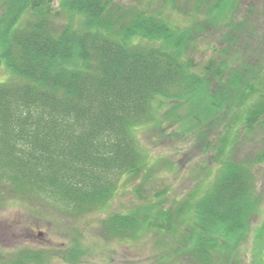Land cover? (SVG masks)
Masks as SVG:
<instances>
[{"label":"trees","instance_id":"1","mask_svg":"<svg viewBox=\"0 0 264 264\" xmlns=\"http://www.w3.org/2000/svg\"><path fill=\"white\" fill-rule=\"evenodd\" d=\"M0 3V65L11 76L0 83V182L43 195L69 215L100 211L115 185L146 166L138 129L156 121L168 101L175 107L167 118L185 106L187 129L223 133L216 180L189 213L196 230L188 254L202 264L214 257L230 263L258 207L253 162L229 151L231 135L251 131L264 115V97L249 102L261 78L252 59L228 62L243 37H252L223 35L198 67L201 33L115 0H60L55 12L52 0ZM64 14L67 23H57ZM168 215L138 210L111 217L107 229L134 240L162 221L172 224ZM42 254L23 250L0 264H42L52 256Z\"/></svg>","mask_w":264,"mask_h":264},{"label":"rangeland","instance_id":"2","mask_svg":"<svg viewBox=\"0 0 264 264\" xmlns=\"http://www.w3.org/2000/svg\"><path fill=\"white\" fill-rule=\"evenodd\" d=\"M168 1L119 0L117 3L162 18L172 26L201 33L200 46L193 54L198 67L211 58L213 47H219L223 35H250L252 39L243 37L244 47L237 55L229 56L228 62L234 67L246 55L252 59L253 70H259L261 78L257 87L259 97L254 95L249 102H259L264 97V0ZM59 2L52 0L54 12ZM67 20L64 14L57 23ZM74 21L77 24L76 18ZM10 77L0 65V83ZM166 103L169 106L163 108L156 121L135 133L146 166L135 177H127L115 185L113 197L100 211L69 215L43 195L15 191L9 184L0 182V262H10L17 253L32 249L44 256L52 255L44 258L42 264H202L188 254L191 236L195 234L193 215L189 213L216 180L223 133L196 130L199 133L196 134L192 128H186L185 122H180L181 116L187 114L186 107L167 118L165 113L172 112L171 106H175L170 101ZM261 121L249 132L241 130L236 136L231 135L232 140L236 139L229 149L233 159L253 162L254 199L258 207L248 233L228 264H264V115ZM138 210L152 217L168 213L173 223L162 221L159 228L146 230L134 240H122L109 233L108 219ZM221 247L225 248L226 244L222 243ZM215 260L216 257L210 264H216Z\"/></svg>","mask_w":264,"mask_h":264}]
</instances>
